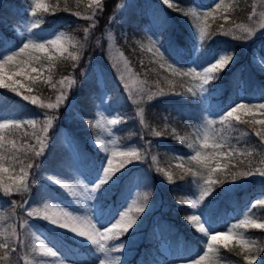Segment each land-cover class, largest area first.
<instances>
[{
	"label": "trees",
	"instance_id": "obj_1",
	"mask_svg": "<svg viewBox=\"0 0 264 264\" xmlns=\"http://www.w3.org/2000/svg\"><path fill=\"white\" fill-rule=\"evenodd\" d=\"M119 1L103 0V11H97L91 20L86 19L92 15L87 11V5L77 0H54V6H51L48 12H37L36 15L40 16L42 24L34 31L38 32L40 37H44L64 28L77 35L84 45L80 49L81 60L76 62L58 57L50 71V82H46L49 77L30 81L27 85L32 89L31 93L21 89V95H17L9 89L0 88V117L7 114L15 118L33 116L38 120L39 128L42 126L44 111L56 116L48 136H52L64 125L76 146L84 169L92 177L98 178L101 174L99 167L105 155L91 139L103 130L98 111L104 102L108 103L119 113L122 121L113 128L118 144H134L141 152L147 148V158L127 165L123 169V174H118V179L100 190L102 196H107L106 218L112 216L122 202L126 194V185H130L134 175L141 172L143 185L151 191L146 193L155 199L154 210L146 218L136 251L122 264H162L169 258L161 248L164 242L168 243L171 255L179 251L188 256L195 255L197 252L201 253L204 247L201 243L202 234L184 219L190 212L188 197L195 195L197 190V183L194 182L196 177L185 170L194 171V162L187 157L188 144L191 141L190 126L194 128L200 119L202 103L198 93L194 95L188 91L189 77L175 76L165 67H161V64L152 58L153 54L142 46L138 37L144 34L147 26L159 33L164 41L165 56L179 69L188 66L197 41L183 19L169 7L152 4L151 0H133L127 8L117 14L116 6ZM176 1L182 7L194 0ZM199 1L207 5L212 0ZM29 2L30 0H0V39L6 38L10 44H19L14 25L29 16L27 10ZM263 8L264 0H237L227 15L216 17L212 21L209 27L211 38L200 45L197 58L203 65L215 58L221 50L234 51L241 57L234 65L221 71L219 79L208 84L211 107L216 112H222L227 104L233 103L240 95V88L251 100L264 98V71L254 67L248 51L245 52L246 43L260 46L264 51V33H256L246 41L234 38L243 34L236 25L249 28L248 24L254 22L257 12ZM221 25L223 30L220 28ZM85 28H89L87 36ZM222 31H231L233 35L221 34ZM107 32L112 34L114 43L136 74L143 79L145 86L152 93H158L163 89V95H154L151 100L145 97L143 101L134 103L112 69ZM98 52L103 55L104 63L98 66L89 65L83 75L87 59ZM74 64L76 67H73ZM68 76L76 77L78 90L74 92V99L68 103L67 98L66 103L58 111L41 109L22 98L24 94H30L44 103L53 102L61 87L59 81ZM52 84H56V88H52ZM141 108L142 117L139 115ZM251 120L252 117L247 116L240 118V121L229 118L228 122L221 123L224 148L229 147L234 153L224 159L228 167L216 174L224 183L214 185L216 195L206 197L204 201L213 209V221H222L228 211L236 214L248 213L264 219V205H255L254 201L256 196L264 193V177L257 179L259 175H254L233 182L229 175L231 172L247 171L249 167L253 170L264 168V141L255 134L264 126L246 123ZM88 121H92V124ZM97 122L99 126L93 127ZM32 132V127L28 125H22L11 135L5 130L6 140H15L17 147L21 148L20 161L23 165H35L39 160V157L24 155L21 147L26 143L35 144ZM155 132H159L160 136L154 135ZM149 143L151 147H148ZM41 160L49 159L45 156ZM5 163L7 164V159ZM157 169L162 171L158 172ZM16 171H19V166ZM165 172L171 173V183L164 175ZM36 198V186L27 193L11 196L4 195L0 190V242L14 241L16 238L11 234L15 228L23 245H27L24 239L26 234H23L20 227L19 214L25 201L29 202ZM12 201L16 202L15 208L11 207ZM244 229L264 246V229L251 227ZM54 240L61 248L65 247L58 238ZM23 245L14 243L15 253L6 254L5 250L0 249V264H26L28 249L19 255ZM218 251L222 259L247 264L244 260L246 252L236 242L228 244L227 248L220 243ZM261 255L263 261L260 264H264V252H261Z\"/></svg>",
	"mask_w": 264,
	"mask_h": 264
},
{
	"label": "snow or ice",
	"instance_id": "obj_2",
	"mask_svg": "<svg viewBox=\"0 0 264 264\" xmlns=\"http://www.w3.org/2000/svg\"><path fill=\"white\" fill-rule=\"evenodd\" d=\"M162 2L169 8L176 7L174 4L170 3V0H162ZM33 4V16L36 15L38 9L43 12L49 11V7L43 3V0H33ZM93 5L95 6L96 11H93L92 15L86 19L91 20L95 17L97 11H103L101 0H89V8H92ZM223 6V0H219V2L215 3V7L212 11L204 12L202 15L194 8L183 12L184 16L192 17V24L195 29L194 36L197 37L201 46L207 39L211 38L209 32L210 26L206 22L207 18L212 17L214 12L220 10ZM261 15L264 16V13ZM226 19L227 17H225V20ZM41 24L42 20L39 19L29 24L26 27L28 35L25 36V33L21 32L20 37H22V39L19 44H10L6 41V38L0 39V88L9 89L17 95H21V89H26L28 93H31L32 89L28 87L24 81H35L39 79L41 69L34 65L41 64L42 59H47L48 61L53 60V56L49 55L52 51L58 52L61 56H63L64 53H67L65 58L70 59L71 61L79 60L78 51H68V48L64 46V43L67 41L62 42L63 33L56 35L54 39L40 38L39 33L34 30L38 29ZM92 26L94 27L95 25L93 24ZM259 27L260 29H264V23L260 24ZM220 28L223 30V25H221ZM236 28L241 29L243 34L240 36H234V38L245 41L252 37L256 31L254 28L243 27L239 24L236 25ZM84 32L85 36H87L89 28H85ZM221 34L233 35V32L222 31ZM38 39H42V42H38ZM150 44L151 46L148 47L147 51L152 52L154 55L158 53L159 59L163 60V44L159 38H150ZM77 46L79 49L84 47V45L80 44L78 41L71 44V47L74 49H77ZM194 50L197 53L200 51L198 47H195ZM38 52H43L44 57L42 58L40 55H37ZM234 60V54L220 53L203 66L202 71L197 70L199 64H194V66L186 72H181L178 68L173 67L172 64H168L167 68L170 69L175 76H191L193 79H198L199 83L196 84L195 87L200 95L203 96L207 91L205 86L208 85L210 81L219 79L218 74ZM121 63L123 64V67H121ZM258 64L261 71H264V62H258ZM73 67H76V65L74 64ZM113 67L117 68L120 72L121 81H125L126 78L131 79V69L129 68L128 61L123 57V53L117 52L113 56ZM161 67H164V64H161ZM34 73L36 75H33ZM17 77H22L23 80L17 79ZM50 80L51 77L49 76L46 82H50ZM143 83L144 82H141V84ZM59 84L61 87L58 90L59 94L55 97V102L44 103L30 94H24L22 98L25 101H30L33 105H38L41 109L58 111L67 98L65 85L71 87L75 84V80L65 77L59 81ZM51 87L56 88V84H52ZM125 87L129 89V94L131 96L132 89L129 88L127 83H125ZM188 91L193 92V89L189 88ZM163 94V89H160L158 93H152L149 88L140 87L136 89L137 99L134 100V103L143 101L145 97L147 100H151L154 95ZM193 94L195 95V92H193ZM257 109L259 110V115L264 116V103H236L235 106H230L221 117V123L228 122L229 118H235V120L240 121L239 114L241 112L255 116L257 114ZM139 115H141V117L143 115L142 108L139 110ZM55 119L56 116L48 115L46 112L42 121V126L37 128V119L29 118L23 121H18L15 118L0 117V190H2L4 195L11 196L18 193H27L29 191V170L33 167L39 168V164L23 165L20 161L21 148L17 147L15 140H6L5 130H8V135H11L14 134V130L20 129L22 125L31 126L33 129L32 136L34 137L35 144L26 143L22 145L23 154L40 157L48 147V133L52 128ZM120 122L122 121L119 117L107 121L109 125H117ZM88 123L92 124V121H88ZM143 123V119H141V124ZM246 123H249L252 126H264V119H253L251 121H246ZM214 124V120L205 118L203 138L199 140L198 145L195 141L188 144V147L194 150V154L190 155L189 159L196 162L198 170L192 171L191 169H186L185 172L191 173L193 177L198 178L196 183L199 188V196L197 199L187 201V203L190 204L191 209L196 211L192 214L186 215L184 219L188 221L198 233L202 234L203 239L201 240V243L204 247L201 250L203 252L202 255L197 252L195 255L184 257L183 259L186 261V264H217L218 258L215 245L225 241L226 238L235 240L236 243L240 245V248L244 249L247 241L243 234L235 231V229L241 227L264 229V223L249 220L247 218L240 220L238 224L232 225L225 232H218L212 226L213 209L209 203H204L205 197L212 193L214 185H222L224 183V180L218 178L216 174L221 173L223 169L228 167L227 164H221V159L233 155V152L231 151H222L225 143L222 138L217 137L216 132L212 129V125ZM98 126L99 122L93 125V127ZM255 134L261 141H264V128L257 130ZM154 135L160 136V133L155 132ZM181 139L184 138L181 137ZM95 143L99 145L100 150L106 155L99 167L101 173L100 178L91 188H88L79 182H77L75 187L70 186L62 179H59L58 174L48 175L47 179L54 182V184L59 185L61 188L67 189L74 197L82 198L84 201L90 202L96 198V194L100 190L104 189L105 185L114 182V177L118 179L116 174H123V169H125L127 165L147 158V148L144 152H141L134 146H125L124 149H121L115 140H110L106 143L105 140L96 139ZM148 147H151L150 143L148 144ZM207 149H211V151H204ZM6 159L7 164L5 163ZM153 159H155V157H153ZM17 166H19L18 172L16 171ZM157 171L159 172L162 170L157 169ZM164 175L167 177L169 183H171V173L165 172ZM229 175L233 182L240 178L254 175L264 177V168L253 170L249 167L247 171L231 172ZM181 179H183V177H181ZM85 193L86 195H84ZM148 199L149 197L147 193H138L136 199H131V203L128 204L126 210L121 211L118 214V218L115 217L110 223L101 225L100 227H98L97 223L93 221L92 215H76L58 204L53 205L47 200L43 202L41 207L31 208L28 201H25L24 204L21 205V208L28 217L42 218L52 225L59 226L61 229L69 230L77 237L84 239L87 243L90 242L91 248L93 246L95 248L94 253L96 254V261H98V264H122L121 255L130 243H134L133 236L135 235V229L138 227V223L141 222V215L150 210ZM255 205H264V199H257ZM87 206V203H85L84 207L87 208ZM11 207H16L15 201H12ZM25 226H27V220L20 225V227ZM11 235L16 238L14 241L0 242V249L5 250L6 254L9 252H16V248L13 246L14 243H19L21 246L23 245V241L20 240L15 228H13ZM122 237H127V239H121ZM113 241H119V243H110ZM224 247L227 248L228 245L225 243ZM41 251L48 257L57 256V252L50 248H42ZM260 252H264V248L256 249L257 254ZM113 253H120L121 255H112ZM251 254V249H249V254L244 255V260L247 261V264H253V260L249 258ZM41 264H43V262H41ZM60 264H63V262L61 261Z\"/></svg>",
	"mask_w": 264,
	"mask_h": 264
},
{
	"label": "rangeland",
	"instance_id": "obj_3",
	"mask_svg": "<svg viewBox=\"0 0 264 264\" xmlns=\"http://www.w3.org/2000/svg\"><path fill=\"white\" fill-rule=\"evenodd\" d=\"M81 2H85L86 5L89 7V0H78ZM103 0H101L102 2ZM132 0H120L116 6V12L119 14L121 11H123L127 5L131 2ZM152 4H160L162 6L168 7L167 5L163 4L162 0H151ZM237 0H223V7L220 10H216L214 12V15L212 17L207 18V24L210 26L212 21L216 17H223L227 15V12L232 9V7L236 4ZM54 0H43V3L46 4L48 7H50L53 4ZM219 2V0H212L209 5H203L199 0H194L192 3L185 5V6H180L176 0H170V3L174 4L176 7L175 8H170L173 12H175L176 15H179L184 23L190 28V30L194 34V26L192 24V17L191 16H184L183 12L184 11H189L190 9H196L198 13L201 15L204 12L207 11H212L215 7V3ZM34 6L33 0L29 2V5L27 7L30 15L26 17L24 20L20 22L19 25H16V33L19 37V42L22 39L20 37V33L24 32L25 36L28 35L26 32V27L35 22L36 20H40L39 17L33 16L32 15V7ZM92 11H96L95 6L91 8ZM39 11V9L37 10ZM75 12V10H72ZM264 13V8L259 10L257 12V18L254 20L252 24H248L249 28H254L256 33H264V29H260L259 25L264 23V16L261 14ZM63 33L62 37V42L67 41L64 43V46L68 48V51H78L80 52V49L77 46V49H74L71 47V44L74 42H79L80 39L77 35H74L70 32H68L65 29H60L55 33H52L46 37L43 38H52L54 39L56 35H59ZM108 35V40H109V53L111 54L112 57V67H113V56L120 51L118 49L117 45L113 42V36L110 32L107 33ZM159 38V40L163 44V40L160 34L154 32L149 26H147L144 29V34L142 33L139 35L138 38H140V42L142 46L148 49V47L151 46L150 44V38L155 39ZM196 37V36H195ZM254 37V36H253ZM41 38V37H40ZM197 39V37H196ZM198 41V39H197ZM38 42H42V39H38ZM81 44V43H80ZM251 44V45H250ZM264 46V45H263ZM200 49V42H197V46ZM162 51L164 52V59L161 60L159 59V54H153L150 52L152 55V58L156 61H158L160 64H164V67L166 68L167 71L171 72L170 69L167 68L168 64H172L173 67L178 68L173 62H171L167 57L165 56V51H164V46L162 47ZM248 51V54L251 58V63L254 67L258 68L259 70V64L258 62H264V51L263 48L260 46H256L255 44L252 43H246L245 44V52ZM220 53H230L234 54L235 60L230 63L227 67H230L234 65L241 57L238 55V53H235L234 51H228V50H221L218 54ZM195 55L197 52L194 53ZM37 55H40L42 58L44 57L43 52H38ZM49 55L53 56V59H55L58 56H61L58 52L52 51L49 53ZM67 53H64L62 57H66ZM123 57L126 59V57L123 54ZM127 60V59H126ZM128 61V60H127ZM90 62H94L96 64H99L101 62H104V59L102 56H97V57H92L90 59ZM52 62H46L45 59H42L41 64L34 65L36 67H40L41 69V74L39 78L48 76V70L52 67ZM194 64H199L196 58H193L190 61V64L183 68L179 69L181 72H186L188 71L191 67L194 66ZM129 68L131 69V79H127L125 81H122L123 85L125 86V83L128 84L129 88L132 89V95L130 96L129 94V89L126 88L129 97L132 100L137 99L136 97V89L140 87H145V84H141L143 82V79H141L136 72L133 70V68L130 66L128 63ZM203 66L205 65H200L197 68L198 71H202ZM121 67H123V64L121 63ZM113 70H115L117 77L120 79V72L117 70V68L113 67ZM84 74V73H83ZM33 75H36L35 73ZM219 75V74H218ZM189 77V82L188 84L189 88L193 89V92L198 93L201 101H202V109H201V118L197 121V124L195 128H192L190 133L192 134L191 136V142L195 141L197 145L199 144V140L203 138L204 134V128H205V118H209L215 121V124L212 125V129L216 132L217 137H221V130H222V125L220 124L221 122V117L225 114V112L228 110L230 106H235L236 103H249V104H259V103H264V98H259V99H249L242 91L240 90V96L239 98L231 103L228 104L227 107L221 112L217 113L211 110L209 107V94H208V85H206L207 91L204 93L203 96L200 95L198 90L196 89V84L199 83L198 79H193L191 76ZM70 79L75 78L73 76H68ZM17 79L23 80L22 77H17ZM121 80V79H120ZM29 81L25 80L24 83L28 84ZM135 82V83H134ZM66 86V92L67 94L69 93V88L67 85ZM73 88L75 86L72 85ZM76 88V86H75ZM74 88V89H75ZM77 90V89H75ZM75 97V94H70V97L67 96L69 99L68 102H71L73 98ZM65 103V102H64ZM46 113V111H44ZM256 115H249L247 113L241 112L240 118L244 117H252V119H264V116L259 115V110H256ZM45 116V115H44ZM43 116V117H44ZM2 117H8V118H14L11 115H5ZM117 113L113 112L108 105H104L100 112H99V120L102 123L103 130L99 135H95L92 138V142L96 145V147L99 148V145L95 143L96 139H102L105 140L106 143H108L110 140H115V136L113 133V127L114 125H109L107 121L109 119H114L117 118ZM35 119L33 116H28V117H22V118H15L18 121H23L25 119ZM55 121V120H54ZM54 123V122H53ZM57 128H53L55 130ZM58 134L57 135H52L48 136V147L45 149V152L42 156L39 157V160L35 164H39V168L34 167L33 170L29 171V177H28V183H29V190L32 189L33 186H36L37 188V198L33 199L28 202V204L31 207H41L43 202L47 200L48 202L52 203L53 205H59L61 207H64L66 210L71 211L73 214L76 215H85V214H90L93 217V221L97 223V226L100 227L101 225H106L110 223L115 217L118 218V214L121 211L126 210L128 204L131 203V199H136L137 194H144L146 192H151L148 191L147 188L145 187L146 185H143V180H142V175L139 173H136L133 177V180L130 185H126L125 187V192L126 195L122 201V203L117 207L115 213L109 217V220L106 221L105 219V212H104V207L107 204L106 196H102L99 194V192L96 194V198L93 201L86 202L82 198H77L74 197L67 189L61 188L59 185L54 184V182H51L47 179L48 175L52 174H58V178L62 179L65 181L67 184L70 186L75 187L77 182L80 184H83L87 186L88 188H91L92 185L97 181L90 176H88L85 171L83 170L82 167V161L79 158L76 147L67 131V129L62 126L60 129H57ZM111 133V134H110ZM57 137V139H56ZM117 142V141H116ZM117 145L121 148L124 149L125 146H134V145H120L117 142ZM135 147V146H134ZM204 151H211V149H207ZM222 151L228 152L231 151L234 153V151L229 148H223ZM48 153V154H47ZM105 154V153H104ZM194 154V150L190 149L188 150V159L190 155ZM106 155V154H105ZM47 156L49 160H41L42 157ZM225 158H228L227 156L221 159V164H225ZM51 159H55L54 161H51ZM194 162V171L198 170V165ZM144 171V170H142ZM119 173H117L118 175ZM197 178V177H196ZM194 179V182L198 180ZM257 179L260 178V176L256 177ZM113 179H116L115 177ZM34 181V182H33ZM230 188V187H229ZM216 188L213 186V191L212 193L207 196H214L216 195ZM86 195V193L84 194ZM150 195V194H148ZM199 196V188L197 185V190L195 195L189 196L188 200L191 199H197ZM149 197V196H148ZM206 198V197H205ZM257 199H264V193L258 195L255 197L254 201ZM79 200V202H78ZM154 197L148 199V204L150 207V210L147 211L145 214L141 215L140 221L138 223V227L135 229V235L133 236V241L134 243H130L126 250L123 252L121 255L120 253H113L112 255H121V261H125L133 252L136 251L140 237L142 235V230L143 227L146 224V218L149 213L153 211V203H154ZM87 203V208L84 207V204ZM190 207V204H188ZM29 208V210H30ZM194 211L190 207V212L189 214H192ZM249 219V220H255L257 222L264 223V219L259 218L258 216H254L251 214H235L232 211L227 212V216L222 220V221H213V228L218 231V232H225L229 227H231L234 224H238L240 220L243 219ZM108 219V218H107ZM27 220V226L21 227L24 239L26 242V246L23 245V250L19 251V255L23 254L26 252L28 249V254L26 257V264H60L62 261L63 264H95L96 261V254L94 253L95 248L94 246L91 248L90 242H86L84 239L77 237L75 234L70 232L69 230L66 229H61L59 226L52 225L49 222L43 220L42 218L39 217H28L26 213L21 209L20 214H19V221L20 224H23L24 221ZM244 227L237 228L235 231L240 232L243 234L245 237V240L247 241L244 250L246 252V255L249 254V249H251V255L249 256L250 259L253 260V263H258L260 264L263 261L261 252L256 253L257 248H264L261 244L257 242V240L249 235ZM29 233V234H28ZM56 236H54V234ZM54 238H59L62 243L65 244V247L61 248L59 245L56 244ZM121 239H127V237H122ZM236 242L235 240L231 238H226L225 241L220 242L221 244H232ZM110 243H119V241H113ZM218 243V244H220ZM218 244L215 245L216 251H217V264H239L233 260H227V259H222L221 255L219 254L218 251ZM42 248H50L53 251L57 252L56 257H48L43 254L41 251ZM162 250L166 253L169 254V249L168 245L166 243L163 244ZM203 252L201 253V255ZM186 257L184 254L180 253L177 254V256H173L172 258L167 259L163 264H186V261L183 259ZM96 264H98V261H96Z\"/></svg>",
	"mask_w": 264,
	"mask_h": 264
}]
</instances>
